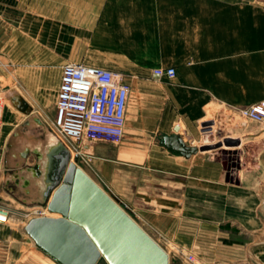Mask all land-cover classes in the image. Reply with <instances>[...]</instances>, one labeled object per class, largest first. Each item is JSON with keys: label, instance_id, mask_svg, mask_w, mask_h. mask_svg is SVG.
Segmentation results:
<instances>
[{"label": "crops", "instance_id": "0c3cea01", "mask_svg": "<svg viewBox=\"0 0 264 264\" xmlns=\"http://www.w3.org/2000/svg\"><path fill=\"white\" fill-rule=\"evenodd\" d=\"M187 6L188 0H0V64L13 71L0 129L3 148L11 150L6 171L8 177L15 173L25 147L49 145L52 134L38 138L35 131L43 135L54 124L67 63L152 71L141 85L135 122L128 129L126 121L121 144L82 142L67 148L76 155L73 160L104 178L134 212L166 215V222L176 215L214 214L206 252L210 260L247 264L264 248V222L256 218L252 226L251 218L264 215V174H243L236 190L232 183H220L221 163L214 154L193 150L210 106L236 110L264 101V13L229 1L214 2L208 17L200 12L188 18ZM220 6L225 13H218ZM204 21H214V28L202 29ZM188 38L204 48V39L211 38L210 60L190 67ZM86 54L99 55L100 64L77 62ZM180 54L186 55L183 60ZM170 68L177 71L173 80L155 75ZM35 117L41 125L31 121ZM27 133L39 141L13 149ZM28 159L25 166H30ZM23 195L22 204L30 205ZM35 203L45 206V200ZM184 219L179 220L182 226ZM186 224L184 230H191ZM207 232L196 239L207 240ZM14 248L18 254L12 264H58L26 240Z\"/></svg>", "mask_w": 264, "mask_h": 264}, {"label": "rangeland", "instance_id": "374dc122", "mask_svg": "<svg viewBox=\"0 0 264 264\" xmlns=\"http://www.w3.org/2000/svg\"><path fill=\"white\" fill-rule=\"evenodd\" d=\"M231 1L234 3L235 7L245 6L252 11H257L264 13V0H203V4L195 5L194 0H188L187 13L188 18L191 14L202 13L208 17L214 14V2L219 4H227ZM194 4V5H190ZM224 8H226L224 6ZM222 6L219 7V14L225 13ZM191 25L190 22H187ZM193 24V23H192ZM196 25V24H195ZM198 25V24H197ZM194 29V25H191ZM194 27V28H193ZM214 28V21H204L202 23V29L210 30ZM206 41V47H202L199 42L193 38L187 39V46L190 52L187 56L188 65L190 67H195L204 63L205 60H210L209 54L214 51L212 45V39H204ZM200 41V40H199ZM81 59L77 62H86L92 65H99L97 54H86L80 55ZM186 55L180 54L178 57L184 59ZM103 63V62H102ZM10 71L7 67H0V82L3 84L4 88L7 90L12 87L10 77ZM195 73H201L202 70L194 69ZM193 71V72H194ZM13 72V71H12ZM115 73H120L124 75V79L131 86V94L127 111V128L129 129L135 122V116L137 115L139 100L142 93V83L144 80L151 77L152 71H141V70H114ZM35 111V110H34ZM40 113L44 114V111L40 110ZM32 121V120H31ZM201 133L198 141L195 142L196 151L214 154V161H218L220 164V169L222 175L220 177V183H232L236 190H239L237 186L243 184L240 183V178L243 174L258 175L260 173L264 174V124L255 123L250 120L242 119L239 115V109H221L219 106H210L207 110V115L204 117L202 123L200 124ZM43 135L35 131V135L38 138H46L48 133L54 134L59 140L67 147L73 148L79 147L82 142H87L88 144L96 141L89 139H83L73 143L67 139H64L55 128L54 124L47 125L43 129ZM260 132V137H255L254 134ZM27 136H31L37 141L38 138L34 137L31 133H27ZM83 145L80 146L82 151L85 150ZM74 149V148H73ZM11 150L4 147L2 153L3 159V169L7 170V165H5V159L7 160L10 156ZM76 155L72 156V160L75 159ZM28 163L30 166L34 165L38 156L31 154L28 157ZM9 160V159H8ZM74 161V160H73ZM80 167L84 168L85 172L106 192H110L115 195V189H113L109 183L105 181L104 178L91 172V168L87 165H83L81 161L78 164ZM16 170V169H15ZM12 171V170H11ZM135 179L138 178V174H134ZM16 192L19 194L17 197L12 196L8 191L4 190L2 187L0 190V207L4 208L9 213V219L7 223L0 224V264H12L16 258L17 251L14 248L17 242L20 240H26L32 243L34 247L38 248L36 243L26 234L25 228L28 223L36 218L40 217H50V212L48 211L46 205L40 206L38 203H33L30 205H24L21 202L20 195L23 193L20 187L17 186ZM242 189V188H240ZM249 191V190H248ZM21 192V193H20ZM250 192V191H249ZM243 195V194H240ZM251 195V204H254L253 193ZM116 196V195H115ZM128 213L131 217L169 254L170 264H228L227 262H214L210 260L209 255L206 253L211 249L210 233L211 226L214 225V214H203V215H176L175 219L171 222H166L165 216L162 214H139L134 212L129 206L126 207ZM45 211L48 213L46 214ZM45 213V214H42ZM217 216V215H216ZM221 216V215H220ZM180 217L188 225L191 230H184L183 226L179 223ZM252 226L256 224V218L259 222H264V215H251ZM203 228L201 229V227ZM170 227L168 229L166 227ZM198 228H200L198 230ZM197 229V231L195 230ZM207 232V240L199 238L196 239V235L205 234ZM197 244V246H195ZM200 244L202 248H200ZM39 249V248H38ZM201 249L203 251H201ZM40 250V249H39ZM41 251V250H40ZM264 248H259L254 257L252 256L247 264H256V259L260 261V264H264ZM190 256L195 258V261L190 260ZM243 264L242 262H239ZM237 264V263H234Z\"/></svg>", "mask_w": 264, "mask_h": 264}, {"label": "water", "instance_id": "95a60500", "mask_svg": "<svg viewBox=\"0 0 264 264\" xmlns=\"http://www.w3.org/2000/svg\"><path fill=\"white\" fill-rule=\"evenodd\" d=\"M55 161L45 205L59 217L36 218L25 228L43 253L58 264H170L167 252L115 195L78 166L77 158L65 153Z\"/></svg>", "mask_w": 264, "mask_h": 264}, {"label": "built area", "instance_id": "2783aa9c", "mask_svg": "<svg viewBox=\"0 0 264 264\" xmlns=\"http://www.w3.org/2000/svg\"><path fill=\"white\" fill-rule=\"evenodd\" d=\"M155 75L160 79L173 80L177 71L174 68L160 69L155 71ZM8 94L9 90L0 82V129ZM130 94L131 86L123 74L83 63H67L62 70L54 126L64 139L71 142L89 139L119 145L125 137ZM239 115L242 119L264 124V101L239 109ZM2 153L0 137V190L4 186L17 197L18 184L12 176L8 177L9 170L4 171ZM0 213L9 215L2 207ZM189 258L195 261L193 256Z\"/></svg>", "mask_w": 264, "mask_h": 264}, {"label": "bare ground", "instance_id": "6f19581e", "mask_svg": "<svg viewBox=\"0 0 264 264\" xmlns=\"http://www.w3.org/2000/svg\"><path fill=\"white\" fill-rule=\"evenodd\" d=\"M33 120L35 122H39V125L42 124L41 120L37 117L32 119V121ZM32 125L35 126V123ZM32 142L35 143L37 140L31 136L21 135L16 141V145L13 149L18 150L21 148L23 143ZM47 142H49V145L45 147L43 144L25 147L21 153V162L16 167L17 169L15 170V173L12 175L13 181L18 184L21 192L24 194L23 196H26L25 199L28 200L27 202L30 204H35L37 201H44L49 187L54 184L57 171L55 156H61L65 153H69L71 155V159L73 156V152L64 146L59 138H57L54 134H52L51 139H48ZM74 143L76 142H73V145ZM84 148L87 149L88 146L85 145ZM31 154L37 155L38 160L34 166H25L26 160ZM45 213L47 214L48 212L45 211ZM50 217L56 218L59 216L50 214ZM8 219L9 215L6 213H0V224L7 223Z\"/></svg>", "mask_w": 264, "mask_h": 264}]
</instances>
